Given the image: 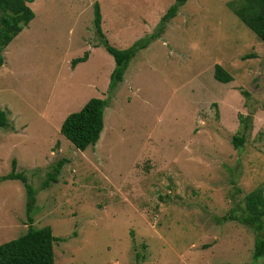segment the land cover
Wrapping results in <instances>:
<instances>
[{
    "label": "rangeland",
    "instance_id": "rangeland-1",
    "mask_svg": "<svg viewBox=\"0 0 264 264\" xmlns=\"http://www.w3.org/2000/svg\"><path fill=\"white\" fill-rule=\"evenodd\" d=\"M237 1L188 0L111 96L115 61L94 4L106 39L127 49L155 33L176 0L30 4L35 19L2 53L10 127L0 129V177L15 159L39 190L34 227L66 239L54 245L55 264H264L253 258V231L223 220L264 189V41L235 15ZM216 65L233 81H217ZM92 98H109L104 130L81 151L60 129ZM61 159L59 183L40 190ZM25 205L22 182H0V244L27 233Z\"/></svg>",
    "mask_w": 264,
    "mask_h": 264
},
{
    "label": "trees",
    "instance_id": "trees-1",
    "mask_svg": "<svg viewBox=\"0 0 264 264\" xmlns=\"http://www.w3.org/2000/svg\"><path fill=\"white\" fill-rule=\"evenodd\" d=\"M188 0H176L162 17L157 31L135 42L127 49L113 47L106 39L102 29V13L99 2L94 4V26L96 33L101 37V45L113 57L115 68L111 74L109 95L124 81L125 74L131 61L140 50L147 49L156 39L164 33L166 26L177 17L179 9ZM34 0H0V68L4 65L3 51L22 33L34 19L35 13L30 4ZM235 15L248 26L257 37L264 41V0H239L230 5ZM89 52L71 62V68L88 61ZM246 59L251 58L247 55ZM214 78L228 84L233 81L232 75L221 65L215 66ZM108 99L92 98L80 111L70 114L64 120L60 132L77 149L85 151L90 146H95L104 130V113L108 107ZM241 123L248 129L249 125L241 117ZM10 127L6 112L0 110V129ZM244 137H234L235 148L241 149L245 143ZM69 160L61 159L53 171L48 173L47 179L40 190H46L53 184L59 183V175ZM12 171L0 177V182L20 181L26 191V217L29 225L27 233L17 239L0 244V264H55L54 245L65 241L54 236L50 226L43 228L34 227L32 217L37 204L39 190L33 188L23 172H18V162L13 160ZM225 222L236 221L248 227L255 235V248L253 258H264V189L260 188L246 196L245 207L232 210L229 216L224 217Z\"/></svg>",
    "mask_w": 264,
    "mask_h": 264
}]
</instances>
